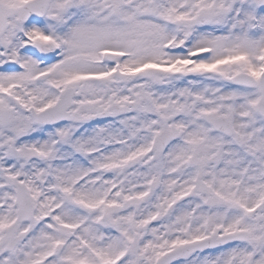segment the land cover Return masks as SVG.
<instances>
[{"label": "snow or ice", "instance_id": "snow-or-ice-1", "mask_svg": "<svg viewBox=\"0 0 264 264\" xmlns=\"http://www.w3.org/2000/svg\"><path fill=\"white\" fill-rule=\"evenodd\" d=\"M0 264H264V0H0Z\"/></svg>", "mask_w": 264, "mask_h": 264}]
</instances>
